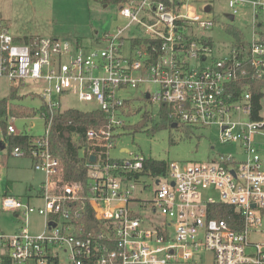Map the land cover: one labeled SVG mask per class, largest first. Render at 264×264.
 I'll return each instance as SVG.
<instances>
[{
    "label": "built area",
    "instance_id": "built-area-1",
    "mask_svg": "<svg viewBox=\"0 0 264 264\" xmlns=\"http://www.w3.org/2000/svg\"><path fill=\"white\" fill-rule=\"evenodd\" d=\"M199 1L101 2L116 5L124 24L96 34L90 44L15 35L0 17V76L15 87L40 85L45 124L27 148L9 146L10 136L22 133L15 116L1 117L0 150L30 158L45 176L26 196L2 195L1 211L17 227L0 230V264H170L194 260L201 248L213 253V264H264V239L250 238L264 236V166L255 139L264 134V90L255 108L249 85L232 86L247 67L264 76V0L248 1L250 36H233L228 45H216L206 33L215 20L207 16L208 3L204 16L195 14L192 3ZM240 1L228 0L229 20ZM69 94L90 105L84 111L104 114V123L86 132L89 145L71 135L87 167L85 189L63 180L61 161L50 149L52 119L65 110L59 98ZM137 101L157 107L140 115L146 124L157 123L166 105L172 129L216 125L232 151L203 163L167 162L155 173L144 167L148 158L126 147L120 151L128 157H112ZM3 168L0 163V179ZM223 205L232 207V218L217 216ZM89 208L93 219H86ZM31 214L43 219L40 233L28 228Z\"/></svg>",
    "mask_w": 264,
    "mask_h": 264
},
{
    "label": "rangeland",
    "instance_id": "rangeland-1",
    "mask_svg": "<svg viewBox=\"0 0 264 264\" xmlns=\"http://www.w3.org/2000/svg\"><path fill=\"white\" fill-rule=\"evenodd\" d=\"M248 1L239 2L232 21L226 17L227 13L232 12L228 0H200L192 5L197 16H204L203 5L210 4L211 10L207 16L215 20V25L206 33L216 45H228L233 41V34L226 28L228 24L239 27L245 38L250 36L252 7ZM0 17L15 35L57 37L71 42L82 40L86 44H90L96 34L113 32L116 26L124 24V19L117 13L116 5L103 7L98 0H0ZM15 84L16 82L0 76V99L8 97L14 91L20 98H15L13 102L35 111L34 115L25 117L11 114L16 117V130L35 136L42 135L45 124L39 112L42 106L40 85H34L30 81L20 84L19 87H15ZM130 93L137 94L136 91ZM52 98L57 100V96ZM59 101L64 109L90 108L89 104L81 102L74 94L63 96ZM134 108L138 110L137 113L126 120L127 127L120 131L122 135L118 138L117 145L110 149V155L114 158L128 157L127 153L120 151L121 147H126L133 154L177 162L183 166L193 162H206L215 153L232 151L233 145L224 144L219 139V127L216 125L194 129L192 132L181 127L160 128L148 132L153 124L145 123L142 129L134 130V126L143 121L140 115L155 111L157 107L137 101ZM255 139L260 142L259 149L264 166V134L255 135ZM0 163L4 167L0 179V201L4 193L26 196L37 190L44 180V173L35 170L31 159L26 156H13L8 154L7 149L0 150ZM205 192L218 198V193L212 189ZM42 222L43 219L38 214H31L27 218V225L32 233L41 232ZM16 227L17 223L13 221L12 215L0 208V230L13 232ZM250 238L261 241L264 236L252 234ZM170 264H213V253L201 248L194 260Z\"/></svg>",
    "mask_w": 264,
    "mask_h": 264
},
{
    "label": "trees",
    "instance_id": "trees-1",
    "mask_svg": "<svg viewBox=\"0 0 264 264\" xmlns=\"http://www.w3.org/2000/svg\"><path fill=\"white\" fill-rule=\"evenodd\" d=\"M100 2H108L109 0H98ZM226 28L236 36L237 39L242 38L243 32L237 27L227 25ZM253 68H246V75L239 79H235L232 86L234 90H240V87L249 85V90L252 93L254 99V107L258 108V97L264 90V76L258 78L255 76ZM20 98L16 92H11L8 97L0 99V123L4 124L1 117L8 114H17L18 117L32 116L34 110L24 107L20 103H15L13 100ZM40 109H44L42 106ZM168 107L162 105L160 120L153 124L148 129V132L158 130L160 128H171L172 120L168 117ZM146 119L138 123L134 130L142 129L145 125ZM104 123V114L100 111H84L83 109L67 108L61 113L54 116L52 119V125L49 132L50 149L53 155L58 157L62 165V178L68 182H77L81 184V187L85 189L87 180V167L84 159L79 157V145L71 141L72 133L79 135V142L82 145H89L91 140L86 137V132L90 128L97 127ZM184 128L185 130L192 132L190 128L184 126H178L177 128ZM39 137L22 133L20 135H11L9 138V146L20 145L27 148L31 145L32 141ZM167 161L148 158L144 162L145 169L150 168L152 173L158 170H164L166 168ZM232 207L223 205L218 211V217L230 219L234 216ZM86 219H93L92 210L89 208V213L86 215Z\"/></svg>",
    "mask_w": 264,
    "mask_h": 264
},
{
    "label": "water",
    "instance_id": "water-1",
    "mask_svg": "<svg viewBox=\"0 0 264 264\" xmlns=\"http://www.w3.org/2000/svg\"><path fill=\"white\" fill-rule=\"evenodd\" d=\"M204 10H205V11H209V10H210L209 5H206V6L204 7ZM227 16L230 18V20H233V16H232L231 14H228ZM172 126L175 127L176 125H175V124H172ZM3 148H4V145H3V143L0 141V149H3ZM90 160H91V161H94V160H95V156H94V155H91V156H90Z\"/></svg>",
    "mask_w": 264,
    "mask_h": 264
},
{
    "label": "crops",
    "instance_id": "crops-1",
    "mask_svg": "<svg viewBox=\"0 0 264 264\" xmlns=\"http://www.w3.org/2000/svg\"><path fill=\"white\" fill-rule=\"evenodd\" d=\"M239 28V27H238ZM240 29V28H239ZM241 30V29H240ZM123 147H121V149H122ZM33 167V166H32ZM41 172V171H40Z\"/></svg>",
    "mask_w": 264,
    "mask_h": 264
}]
</instances>
